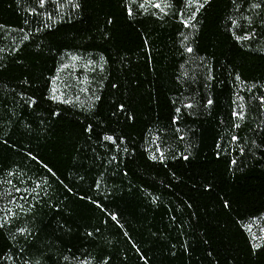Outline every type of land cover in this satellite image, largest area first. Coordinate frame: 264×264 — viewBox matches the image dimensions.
Wrapping results in <instances>:
<instances>
[{
    "label": "trees",
    "instance_id": "1",
    "mask_svg": "<svg viewBox=\"0 0 264 264\" xmlns=\"http://www.w3.org/2000/svg\"><path fill=\"white\" fill-rule=\"evenodd\" d=\"M264 0H0V264H264Z\"/></svg>",
    "mask_w": 264,
    "mask_h": 264
},
{
    "label": "rangeland",
    "instance_id": "2",
    "mask_svg": "<svg viewBox=\"0 0 264 264\" xmlns=\"http://www.w3.org/2000/svg\"><path fill=\"white\" fill-rule=\"evenodd\" d=\"M249 230L254 241L260 243L264 240V214L250 221Z\"/></svg>",
    "mask_w": 264,
    "mask_h": 264
}]
</instances>
